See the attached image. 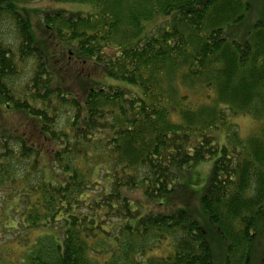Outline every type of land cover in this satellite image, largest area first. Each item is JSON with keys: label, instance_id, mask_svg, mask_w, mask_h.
<instances>
[{"label": "trees", "instance_id": "16d2710c", "mask_svg": "<svg viewBox=\"0 0 264 264\" xmlns=\"http://www.w3.org/2000/svg\"><path fill=\"white\" fill-rule=\"evenodd\" d=\"M34 1L0 0V27L14 28L13 46L0 36V216L16 203L20 223L7 230L59 235L38 237L23 264H214L193 213L161 203L185 168L211 158L201 205L222 264H264V247L253 258L264 220V0H55L96 14L43 11L38 39L25 7ZM108 79L135 89L94 82ZM236 116L260 127L243 140L232 126L220 147L214 133Z\"/></svg>", "mask_w": 264, "mask_h": 264}, {"label": "rangeland", "instance_id": "374dc122", "mask_svg": "<svg viewBox=\"0 0 264 264\" xmlns=\"http://www.w3.org/2000/svg\"><path fill=\"white\" fill-rule=\"evenodd\" d=\"M25 7L29 11L30 21L37 39L40 37V35L45 33L43 31V11H63L68 14L83 13L85 15L96 14L95 8L89 4L61 3L56 2L55 0H35L34 2L26 4ZM259 11L260 9L258 8V13ZM156 20H161V18H157ZM166 24L167 23H164L162 26L164 27ZM147 27L148 30H150L154 26L149 25ZM13 29L14 28L11 23H5L0 27V36L5 40V43L12 44V46L14 45ZM31 63L32 62L29 63V67H23L22 77L16 82V86L20 87L21 84L24 85L29 80L31 74ZM94 82L107 86L119 85L123 88H132V86L125 83L117 84L113 79H108L106 82L94 80ZM136 90L139 91V89ZM228 114L229 116H233L230 113ZM14 119L15 117L12 116V120ZM232 126L237 127L236 130L238 131L240 138L243 140H246L248 137H250L260 127L258 122L251 116L229 117L227 123L214 133V136L220 147L226 144L227 137L231 133ZM215 160L216 158H211L205 162L192 164L190 167L185 168L179 174V177L176 180L179 187L176 188L173 196L164 200L162 199L161 203L166 205V208L168 209L166 213L168 214L178 209H189L208 232L214 252V264H222L223 256L220 259V255L223 252V247L219 242V238L216 233L217 230L209 222L201 205V199L208 188ZM42 163L46 178L50 180L51 178H55L50 156L44 155ZM52 182L55 184L62 183L57 181ZM133 195L134 198L140 197L138 196L139 194ZM15 205L16 203L9 204V211H7V213L5 211L2 212L0 216V264H23V259L21 260V258L24 251L31 249V245L35 243L38 237L43 235H59L58 232L51 230H40L27 233L26 230L22 228L21 224L20 227L17 228L18 230H7L10 227H17V223L19 221L18 217L13 219L10 212L15 208ZM154 209L156 211H163L159 207H155ZM116 226V224L113 225L114 228ZM255 233L256 240L254 243L253 258L255 259V262L259 263L261 252L264 247V220L258 224ZM25 239L28 240V246L25 245ZM171 248L172 247H170V249ZM157 254L159 253L152 252L149 253L148 256H156Z\"/></svg>", "mask_w": 264, "mask_h": 264}]
</instances>
